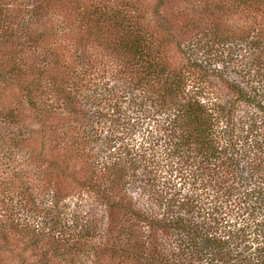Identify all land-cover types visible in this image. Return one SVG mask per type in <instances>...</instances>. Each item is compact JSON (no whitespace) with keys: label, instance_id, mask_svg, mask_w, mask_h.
I'll use <instances>...</instances> for the list:
<instances>
[{"label":"trees","instance_id":"trees-1","mask_svg":"<svg viewBox=\"0 0 264 264\" xmlns=\"http://www.w3.org/2000/svg\"><path fill=\"white\" fill-rule=\"evenodd\" d=\"M45 9L37 6L33 16L45 20ZM84 15L94 42L120 62L103 85L75 84V68L58 56L62 43L36 50L46 47L51 26L0 25V84H17L45 117L40 144L30 152L34 173H14L0 191L7 250L19 264H80L87 252L97 264H264V31L238 43V34L210 29L216 40L206 47H227L215 60L227 55V69L233 64L242 81L194 57L189 65L200 86H192L194 72L167 60L173 45L184 55L179 42L154 41L155 32L123 10ZM213 76L224 80L226 102L204 101L201 84ZM4 112V122L18 126L14 145L31 147L21 114ZM45 112L53 113L50 122ZM47 129L52 139L65 133L71 149L61 140L47 145ZM170 168L180 172L179 189L168 178ZM71 187L92 195L85 215L71 210ZM10 232L19 248L9 242Z\"/></svg>","mask_w":264,"mask_h":264},{"label":"rangeland","instance_id":"rangeland-1","mask_svg":"<svg viewBox=\"0 0 264 264\" xmlns=\"http://www.w3.org/2000/svg\"><path fill=\"white\" fill-rule=\"evenodd\" d=\"M37 6L46 7L47 17L43 21H39L33 16ZM97 9H101L103 12L111 11L112 9L123 10L133 21L137 20L149 30H153L155 32L154 41L159 42L162 39L173 40L174 44L179 42L181 48L185 50L183 52L184 55L180 53L181 51H177L173 45V48L167 53V60L181 69L188 68L194 72L192 86L194 85L193 82L200 86L198 71L193 70L189 65L190 61L193 62L192 59L194 57L199 58L201 61H207L208 66L212 60V70L220 68L222 73H224V77H227V73H230L228 75L229 78L242 81L241 76L233 73L235 68L233 64L227 69V62H224L225 60L227 61V55L224 56L222 62L215 60L218 58L216 55L227 54V47L225 50V47L218 50L217 45L206 47L208 42L213 43L216 40L210 29H218V31L227 35L238 34V36L236 35L238 43H242L240 42L241 39H239L242 35L249 32L254 34L258 31L261 33L264 31V0L262 3H253L252 5L251 3L244 5L243 0H0V15L2 20H4L0 19V25L7 26L10 24L16 29L22 27L31 28L35 23L51 26L53 32H51L50 39L44 43L46 47H40L39 49L36 46V50H41L40 52L44 53L45 48H55V45L62 43L58 56L60 61L65 58L68 65L71 68H75V73L71 72L72 74H70L71 77L75 78V84L82 85L96 81L98 83L101 82L100 84L103 85L107 78L116 77L121 67L117 59L111 57L104 48L94 42L93 33L87 29L89 25L87 24L88 15L85 16L84 14ZM32 23L34 24L32 25ZM8 46L11 47V44H8ZM201 48L203 49L201 50ZM0 50V57L2 58L5 51L2 52L1 46ZM208 55L215 56L209 58ZM219 78L213 76L209 78L212 82L207 80L201 84V87H203L201 92L207 97L204 99L206 103H213V100H218V97L222 100L221 102L227 101V89L223 87L224 80L221 78L219 80ZM44 83L46 81L42 84ZM24 96L17 84H10V81L6 84H0V104L4 101V104L0 105V191L7 183L13 180L14 173L22 174L21 171H26L29 175L34 173L35 164L31 163L34 161H31L30 155L32 154L30 152L36 146L35 144H40L41 132L45 127L42 126L40 118L45 117L35 107V109L30 107ZM41 100L50 102V97L43 96ZM61 103H57V107L61 106ZM41 105V102L36 104L37 107ZM11 109L21 114L23 122L20 123L19 127L21 128L24 124L28 126V132L33 140L30 139V142H28L31 147L26 146L25 148L26 144L14 145L12 134L18 126L14 127L4 122V111ZM45 115L50 116L48 122L54 116L51 112H45ZM78 133L79 131L76 128L69 134L73 139L74 134L77 135ZM49 135L50 133L47 129L45 133L47 145L61 140L62 148L73 146L72 139L67 137L65 133L60 139H52ZM17 146L20 147L18 148ZM44 150L45 153L42 155V159L47 157V148ZM88 152L89 148L80 151L84 155ZM37 153L38 151L33 154V158ZM76 159L78 161L76 168H81L82 160L74 158V160ZM71 168L69 171H72ZM170 169L168 178L172 176L171 180H175L173 184L177 185L173 187L179 189V186L182 185L178 181L180 172L178 168ZM69 189L73 190L69 200L71 202V210H76L85 215L93 205L92 201L94 199L92 195L80 188L71 187ZM0 199H2V195ZM0 205H2V208L0 206V211L4 212L3 204ZM9 235H11V241L9 242L14 247L19 248L17 243L19 238L11 232ZM6 242L7 240L0 239V264H19L20 260L16 257L17 254L15 252L12 254L7 250ZM21 245L20 248L23 247V243ZM30 255L31 252L28 251L26 256L30 257ZM82 255L85 257L80 264H97L91 253L87 252ZM53 264H60V262L55 260ZM61 264H67V262L63 261ZM102 264H119V262L104 260Z\"/></svg>","mask_w":264,"mask_h":264}]
</instances>
